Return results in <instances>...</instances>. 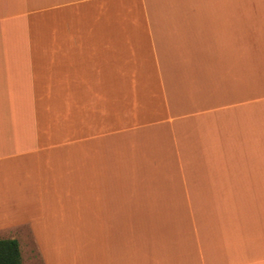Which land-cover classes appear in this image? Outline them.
Wrapping results in <instances>:
<instances>
[{
	"label": "crops",
	"instance_id": "crops-1",
	"mask_svg": "<svg viewBox=\"0 0 264 264\" xmlns=\"http://www.w3.org/2000/svg\"><path fill=\"white\" fill-rule=\"evenodd\" d=\"M0 238L264 264V0H0Z\"/></svg>",
	"mask_w": 264,
	"mask_h": 264
},
{
	"label": "trees",
	"instance_id": "trees-1",
	"mask_svg": "<svg viewBox=\"0 0 264 264\" xmlns=\"http://www.w3.org/2000/svg\"><path fill=\"white\" fill-rule=\"evenodd\" d=\"M0 264H22L19 244L16 240H0Z\"/></svg>",
	"mask_w": 264,
	"mask_h": 264
},
{
	"label": "rangeland",
	"instance_id": "rangeland-1",
	"mask_svg": "<svg viewBox=\"0 0 264 264\" xmlns=\"http://www.w3.org/2000/svg\"><path fill=\"white\" fill-rule=\"evenodd\" d=\"M0 240H7V239H2V238H0ZM20 244H21V249H20V247H19V249H20V255H21V263L24 264L25 262H24V259H23V256H22V255L25 254L24 247L26 246V245H25L26 243L21 242ZM22 247H23V248H22ZM25 264H26V263H25Z\"/></svg>",
	"mask_w": 264,
	"mask_h": 264
}]
</instances>
